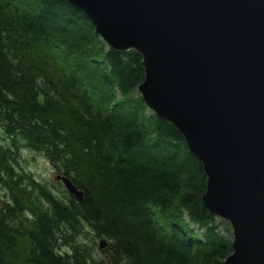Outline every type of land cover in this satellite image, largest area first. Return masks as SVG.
<instances>
[{"label":"trees","instance_id":"1","mask_svg":"<svg viewBox=\"0 0 264 264\" xmlns=\"http://www.w3.org/2000/svg\"><path fill=\"white\" fill-rule=\"evenodd\" d=\"M141 60L67 0H0V264H224L203 165L137 93ZM19 146L83 198L17 171Z\"/></svg>","mask_w":264,"mask_h":264},{"label":"water","instance_id":"2","mask_svg":"<svg viewBox=\"0 0 264 264\" xmlns=\"http://www.w3.org/2000/svg\"><path fill=\"white\" fill-rule=\"evenodd\" d=\"M67 1L107 46L141 55L138 93L202 163V201L231 226L224 264H264V0Z\"/></svg>","mask_w":264,"mask_h":264},{"label":"rangeland","instance_id":"3","mask_svg":"<svg viewBox=\"0 0 264 264\" xmlns=\"http://www.w3.org/2000/svg\"><path fill=\"white\" fill-rule=\"evenodd\" d=\"M0 142L3 145H9V146L11 145V142L7 138L4 128L1 123H0ZM15 152L17 154L16 155L17 162L15 164L17 171L21 170L22 172L24 171L29 172V174H32V176L36 180L47 184L49 188L55 193L61 194L62 190L65 188L63 184L59 180H56L55 178L58 172L52 166L50 161L45 157L43 153L34 152L22 146H19L18 149L15 150ZM4 192L5 190L0 189V198L2 197ZM216 225H217V229L224 234H226V231L228 229L230 232L231 238H232V229L227 220L216 217ZM194 228L196 229V226H194ZM85 234L88 235V238H89L88 240H86L87 241L86 243L93 244L94 248L98 249L99 241L102 238H99V237L94 238L95 240H93L94 241L93 243L92 242V239H93L92 231L86 228ZM106 243H107V240H106ZM66 249L67 248L62 247L61 250L64 251Z\"/></svg>","mask_w":264,"mask_h":264}]
</instances>
